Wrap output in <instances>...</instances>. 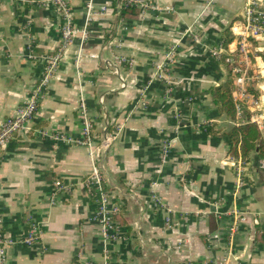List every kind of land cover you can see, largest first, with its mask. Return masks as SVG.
I'll return each mask as SVG.
<instances>
[{"label":"crops","instance_id":"obj_1","mask_svg":"<svg viewBox=\"0 0 264 264\" xmlns=\"http://www.w3.org/2000/svg\"><path fill=\"white\" fill-rule=\"evenodd\" d=\"M66 1L87 37L63 45L51 0H0V123L31 98L42 59L58 57L29 129L0 150L5 264H264V163L199 130L243 123L240 106L234 121L218 114L210 89L228 79L213 50L225 32L219 56L240 49L252 3L263 32L247 37L243 97L231 77L264 141V0H144L157 9L136 19H120L115 0ZM94 175L127 221L113 241L85 186Z\"/></svg>","mask_w":264,"mask_h":264},{"label":"built area","instance_id":"obj_2","mask_svg":"<svg viewBox=\"0 0 264 264\" xmlns=\"http://www.w3.org/2000/svg\"><path fill=\"white\" fill-rule=\"evenodd\" d=\"M52 3L61 12L63 21L61 29V42L66 45L76 37H80L84 40L87 37L86 31L76 29L72 25V20L70 17L69 7L66 0H51ZM127 4L137 7L140 11L144 12L148 9L156 10L157 7L151 6L144 0H121ZM90 8H88V11ZM244 19V30L238 34L241 37L238 43L240 49L226 52L225 61L231 65L232 74L235 75L236 81L235 86L239 91V96L243 97V86L247 78V71L243 67L246 63V53L249 48V43L247 37L256 38L261 32H263V27L261 25L260 13L256 11L252 3L247 4L243 13ZM221 46H217L213 50L214 55L218 58L219 54L224 52ZM175 49L174 47H169L164 54L163 61L157 66L159 72H163L168 69V66L173 60ZM56 56H48L42 60L45 62L43 68V74L36 85L31 98L27 99L23 104H21L15 111L13 116L4 119L0 123V150L12 139L14 133L20 131H26L29 129V122L33 118L36 104L45 97V91L47 89V84L50 76L54 73L57 62ZM127 60L119 59L118 63L126 62ZM173 83V82H172ZM239 100H234L236 111L239 109ZM80 114L82 117V131L84 136V141L89 142L90 137V121L86 115L85 108L81 105ZM55 139H58L55 137ZM85 186L87 187L88 193L91 194L96 205L95 216L98 221L100 228V234L102 241H113L119 237V227H117L112 222V216L117 212L118 207L111 201L108 190L101 183L99 176L94 175L91 178L86 179ZM36 240L35 235L30 233L22 241L25 244H31ZM12 243V240L5 239L0 235V264H5V247L6 245ZM90 264V263H82Z\"/></svg>","mask_w":264,"mask_h":264},{"label":"trees","instance_id":"obj_3","mask_svg":"<svg viewBox=\"0 0 264 264\" xmlns=\"http://www.w3.org/2000/svg\"><path fill=\"white\" fill-rule=\"evenodd\" d=\"M119 2L121 7L118 10V17L120 19H136L139 14V9L133 5L115 0ZM115 2L113 7H115ZM232 37L229 32H225L220 39V46L224 49L230 43ZM226 53L219 56V60L225 66L228 79L224 86H219L210 89V95L215 108L219 115H223L230 121L235 120L236 108L234 103L233 92L235 87L232 82V66L225 61ZM248 94L256 98L257 94L253 89L247 88ZM239 106L242 110V124L233 125L228 131L215 129L216 123L209 122L200 126V132L212 136L222 138L229 147L230 154L234 158H240L244 162H249L252 155H256L259 160L264 163V141L258 127L250 121V113L246 108L244 102H240ZM123 209L120 207L112 216V222L118 226L127 225V221L122 216Z\"/></svg>","mask_w":264,"mask_h":264},{"label":"rangeland","instance_id":"obj_4","mask_svg":"<svg viewBox=\"0 0 264 264\" xmlns=\"http://www.w3.org/2000/svg\"><path fill=\"white\" fill-rule=\"evenodd\" d=\"M236 79V78H235Z\"/></svg>","mask_w":264,"mask_h":264}]
</instances>
